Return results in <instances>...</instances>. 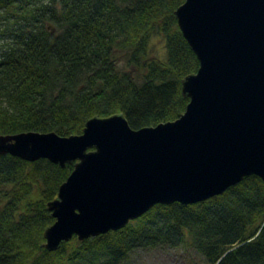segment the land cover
I'll use <instances>...</instances> for the list:
<instances>
[{
    "label": "trees",
    "instance_id": "1",
    "mask_svg": "<svg viewBox=\"0 0 264 264\" xmlns=\"http://www.w3.org/2000/svg\"><path fill=\"white\" fill-rule=\"evenodd\" d=\"M184 0H0V135L80 134L121 112L132 128L176 119L198 59L175 9ZM164 56L150 54L152 40ZM72 164L0 155V264H127L139 247H183L207 264H264V181L244 177L184 205L155 204L124 227L56 250L43 244Z\"/></svg>",
    "mask_w": 264,
    "mask_h": 264
},
{
    "label": "water",
    "instance_id": "2",
    "mask_svg": "<svg viewBox=\"0 0 264 264\" xmlns=\"http://www.w3.org/2000/svg\"><path fill=\"white\" fill-rule=\"evenodd\" d=\"M174 15L199 63L181 81L188 103L176 119L135 129L117 112L92 116L80 134L0 135V155L73 165L47 202V250L120 229L155 204L264 181V0H184Z\"/></svg>",
    "mask_w": 264,
    "mask_h": 264
},
{
    "label": "rangeland",
    "instance_id": "3",
    "mask_svg": "<svg viewBox=\"0 0 264 264\" xmlns=\"http://www.w3.org/2000/svg\"><path fill=\"white\" fill-rule=\"evenodd\" d=\"M150 54L163 57V43L154 38ZM127 264H207L204 257L195 250L183 247L157 245L153 247H139L135 249Z\"/></svg>",
    "mask_w": 264,
    "mask_h": 264
}]
</instances>
